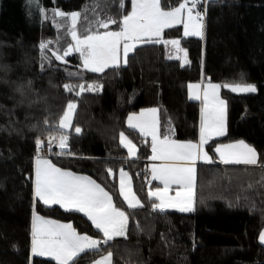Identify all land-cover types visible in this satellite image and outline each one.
I'll use <instances>...</instances> for the list:
<instances>
[{
	"label": "trees",
	"instance_id": "trees-1",
	"mask_svg": "<svg viewBox=\"0 0 264 264\" xmlns=\"http://www.w3.org/2000/svg\"><path fill=\"white\" fill-rule=\"evenodd\" d=\"M182 1L161 4L172 10ZM85 7L90 18L95 9L100 18L122 21L131 11V0H0V264H56L31 254L34 212L71 223L80 234L101 235L83 214L46 206L34 197V140L46 142L50 132L54 134L69 101L77 102L73 122L82 134L70 135L69 154H50L46 149L42 155L64 170L94 179L113 195L117 206L132 213L127 239L101 246L102 251L107 247L113 252L114 264H264V245L258 242L264 231V168L200 164L195 210L153 211L147 197L151 140L126 124L129 115L157 108L162 134L171 127L177 141L196 142L200 107L190 100L188 85L203 78L240 83L243 73V82L255 84L258 91L234 94L222 88L228 133L208 142L206 150L218 161L216 146L243 140L264 164V0L202 4L207 8L203 40L184 37L182 27L166 29L162 38L181 40L188 52L187 65L167 58L166 46L160 43L138 46L128 64L118 69L103 74L83 71V79L68 75L82 71L77 54L67 57L66 64L52 58L53 66L42 70L39 45L52 40L55 51L70 42L67 25L51 14L83 12ZM108 30L119 31V25L111 24ZM94 82L102 85L101 90L80 96L63 87ZM18 87H23V95ZM45 121L53 128L46 130ZM121 132L137 145L135 160L120 144ZM58 151L53 146L52 153ZM121 169L131 174L143 208L128 210L119 196ZM96 258V253H86L78 264H92Z\"/></svg>",
	"mask_w": 264,
	"mask_h": 264
},
{
	"label": "snow or ice",
	"instance_id": "snow-or-ice-1",
	"mask_svg": "<svg viewBox=\"0 0 264 264\" xmlns=\"http://www.w3.org/2000/svg\"><path fill=\"white\" fill-rule=\"evenodd\" d=\"M29 2L34 3L35 0ZM215 2L217 0H184L172 10H164L161 0H131V11L123 15L122 21L112 17L100 18L95 9L92 10L90 18L88 7L83 12L74 10L65 13L54 10L53 17L61 18V23L67 25L65 32L70 36V42L55 51L50 47L52 40L42 42L39 45L43 61L41 68L43 70L45 65L53 66L52 58L66 64L67 57L77 54L82 71L69 72L68 75L83 79V71L103 74L107 69H118L128 64L130 54H135L138 46L160 43L171 46L169 59L187 63L188 54L182 47L181 40L163 39V33L166 29L182 25L184 37H199L203 40L207 26V8H201V5ZM120 7L123 8L124 5L121 4ZM111 24H118L119 31L108 30ZM56 26L60 27V24ZM56 43H59L58 39ZM240 80V83L220 84L208 81L203 85H188L189 98L202 103L198 143L177 141L172 136L171 127L167 129V134H162L157 108L127 117L130 129L137 130L145 138H151L152 161L174 162L153 163L150 167L151 180L158 181L161 185L147 191L153 211L164 213L174 209L190 213L195 210L200 175L198 162L206 165L218 162L223 165L264 168L257 150L243 140L216 147L218 161L204 149L210 139L226 134L227 101L221 97V89H227L234 94L257 93L255 84L243 82V73L240 74ZM23 87L17 88L21 95L24 94ZM63 87L69 93L80 96L85 91H100L102 85L94 82L64 84ZM76 109L77 102L69 101L55 125L54 134L50 132L46 142L41 138L34 140V197L46 206L58 205L65 211L83 214L101 235L93 238L80 234L71 223L46 219L34 212L31 222V254L34 257H50L56 264H78L79 259L86 253L94 252L98 258L92 264H114L113 252L108 251L107 247L102 251L101 246H110L119 238L127 239L132 213L117 206L113 195L94 179L64 170L42 155L46 149L50 154H69L70 135H79L83 131L73 122ZM45 124L46 130L53 128L49 121H45ZM54 141L59 151L52 153ZM119 141L127 149L128 156L135 158L137 147L132 140L121 132ZM108 172L109 175L113 174L112 169H108ZM173 186L176 188L174 196L169 195ZM119 196L123 198L128 210L135 211L144 207L133 189L129 173L123 169L119 172ZM258 242L264 245V231L259 234Z\"/></svg>",
	"mask_w": 264,
	"mask_h": 264
},
{
	"label": "rangeland",
	"instance_id": "rangeland-1",
	"mask_svg": "<svg viewBox=\"0 0 264 264\" xmlns=\"http://www.w3.org/2000/svg\"><path fill=\"white\" fill-rule=\"evenodd\" d=\"M182 2H184V0L182 1ZM52 16H53V13L51 14ZM55 18H59V17H55ZM175 27H182V25H177V26H175ZM174 28V27H173ZM182 29H183V27H182ZM195 38H199V37H195ZM205 39V38H204ZM186 50V49H185ZM170 51H171V46L169 45V46H166V53H167V58L169 57V53H170ZM187 51V50H186ZM187 54H188V52H187ZM174 60H176V59H174ZM180 62H181V64L182 65H187L188 63H189V57H188V62L187 63H184L182 60H179ZM213 83H216V82H213ZM188 96H189V89H188ZM221 97L223 98V96H222V89H221ZM190 100H192V99H190ZM194 101H197V100H194ZM199 102V107H200V117H201V107H202V103H201V101H198ZM76 112V111H75ZM160 112H159V110H158V120L160 121V114H159ZM74 115H75V113H74ZM132 115V114H131ZM73 120H74V118H73ZM126 124H127V121H126ZM127 126H128V124H127ZM199 127H200V121H199ZM69 131H71V129L69 130ZM228 133V105H227V113H226V134ZM225 134V135H226ZM126 135V134H125ZM224 135V136H225ZM127 136V135H126ZM128 137V136H127ZM220 137H222V136H220ZM220 137H213L212 139H210L208 142H210L211 140H214V139H217V138H220ZM129 138V137H128ZM147 138H149L150 140H151V138L150 137H147ZM129 139H131V138H129ZM132 140V139H131ZM132 142L135 144V142L132 140ZM180 142H188V141H180ZM199 142V138H198V141H196V142H194V143H198ZM207 142V143H208ZM136 145V144H135ZM53 146H55V147H57L56 146V142L54 141L53 142ZM123 146V145H122ZM219 146V145H218ZM218 146H216V147H218ZM136 147H137V145H136ZM58 148V147H57ZM124 148V147H123ZM204 149H205V151H207L206 150V144H205V146H204ZM127 150V149H126ZM137 152H138V150H137ZM208 152V151H207ZM43 154V153H42ZM209 154V153H208ZM136 156H137V153H136V155H135V158H130L129 156V159L130 160H135L136 159ZM155 164H160L159 163V161H156V162H154ZM165 163H174V162H165ZM200 164H203V163H201V162H198V167H199V165ZM68 171H71V170H68ZM125 171V170H124ZM71 172H73V171H71ZM127 172V171H126ZM74 174H77V175H81V174H78V173H75V172H73ZM129 173V172H128ZM129 175H130V177H131V180H132V184H133V189H134V191H135V193H136V190H135V186H134V181H133V179H132V176H131V174L129 173ZM86 176V175H85ZM117 181H118V191H119V173H118V176H117ZM153 182H155V181H152L151 180V172H150V167L148 168V190L150 189V188H152V189H154L155 187H152V183ZM157 183H158V181H157ZM161 187V186H160ZM175 190H176V188H175V186H173V190L172 191H170V193H169V195H175ZM137 194V193H136ZM138 196V195H137ZM139 197V196H138ZM122 198V197H121ZM122 200H123V198H122ZM53 206H58V205H53ZM127 206V205H126ZM50 207H52V206H50ZM169 210H174V209H169Z\"/></svg>",
	"mask_w": 264,
	"mask_h": 264
},
{
	"label": "crops",
	"instance_id": "crops-1",
	"mask_svg": "<svg viewBox=\"0 0 264 264\" xmlns=\"http://www.w3.org/2000/svg\"><path fill=\"white\" fill-rule=\"evenodd\" d=\"M208 81L205 79V78H203L202 80H201V82L200 83H198V84H201V85H203V84H205V83H207ZM144 110H147V109H144ZM144 110H142V111H144ZM141 112V111H140ZM139 112V113H140ZM139 113H137V114H139ZM237 142H239V141H237ZM233 143H236V142H233ZM207 144V143H206ZM222 145V144H221ZM220 146V145H219ZM251 146V145H250ZM46 158H48V159H50V157L49 156H45ZM156 162V161H155ZM154 163V161H152L151 159L148 161V168L149 167H151V165ZM159 163H165V162H162V161H159ZM202 163V162H201ZM223 165V164H222ZM239 166H243V165H239ZM249 167H254V166H249ZM83 176H85V175H83ZM88 177V176H87ZM90 178V177H89ZM92 179V178H91ZM155 182H157V181H155ZM159 183V182H158ZM47 219V218H46ZM59 222V221H58ZM61 223H63V222H61ZM42 258H46V259H51L50 257H42ZM52 260V259H51ZM54 261V260H53ZM56 262V261H55Z\"/></svg>",
	"mask_w": 264,
	"mask_h": 264
},
{
	"label": "water",
	"instance_id": "water-1",
	"mask_svg": "<svg viewBox=\"0 0 264 264\" xmlns=\"http://www.w3.org/2000/svg\"><path fill=\"white\" fill-rule=\"evenodd\" d=\"M207 81H211V78H208Z\"/></svg>",
	"mask_w": 264,
	"mask_h": 264
},
{
	"label": "built area",
	"instance_id": "built-area-1",
	"mask_svg": "<svg viewBox=\"0 0 264 264\" xmlns=\"http://www.w3.org/2000/svg\"><path fill=\"white\" fill-rule=\"evenodd\" d=\"M203 5H205V4H203Z\"/></svg>",
	"mask_w": 264,
	"mask_h": 264
}]
</instances>
